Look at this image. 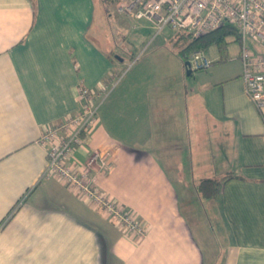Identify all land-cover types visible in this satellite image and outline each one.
Listing matches in <instances>:
<instances>
[{"label": "crops", "instance_id": "0c3cea01", "mask_svg": "<svg viewBox=\"0 0 264 264\" xmlns=\"http://www.w3.org/2000/svg\"><path fill=\"white\" fill-rule=\"evenodd\" d=\"M94 14L107 21L93 0H0V264H264V106L241 66L223 47L187 77L163 41L127 68L131 47L115 53ZM78 85L98 103L88 143L110 160L97 185L136 211L140 241L43 176L40 133L79 110Z\"/></svg>", "mask_w": 264, "mask_h": 264}, {"label": "built area", "instance_id": "2783aa9c", "mask_svg": "<svg viewBox=\"0 0 264 264\" xmlns=\"http://www.w3.org/2000/svg\"><path fill=\"white\" fill-rule=\"evenodd\" d=\"M118 8L125 15L148 20L156 32L168 27L198 37L225 24L237 27L245 92L256 107L264 106V52H255L246 43L249 36L264 49V0H126ZM136 59L134 57L127 68ZM187 61L185 67L191 72L212 64L201 49L191 50ZM105 87L101 84L98 94L103 95ZM76 99L78 111L46 125L40 133L39 140L46 153L43 176L54 177L68 185L81 199L100 207L105 216L113 218L123 233L140 241L147 227L136 211L119 203L96 182L98 175L110 169V160L106 152L91 148L88 143L89 133L98 121L94 92L78 85ZM79 148L86 151L82 160L76 156Z\"/></svg>", "mask_w": 264, "mask_h": 264}, {"label": "rangeland", "instance_id": "374dc122", "mask_svg": "<svg viewBox=\"0 0 264 264\" xmlns=\"http://www.w3.org/2000/svg\"><path fill=\"white\" fill-rule=\"evenodd\" d=\"M125 1L126 0H93L94 12L97 13V11H104L107 18V21L103 22V15H98L101 13H98L97 15L94 14L96 19L97 16H99V20L97 19L98 22L95 23V26H100L103 28L102 30H105V35H107L106 39L111 42L114 52L121 54L122 57H125L123 47L124 45L130 46L134 56L130 59L126 56V59L131 61L138 54L139 59L143 58L146 54L153 51L157 44L165 41L181 53L186 73L187 68L185 67V61L188 60L191 50L190 48L185 49V47L190 40V37L184 31H181L179 38H177V31L167 27H164L159 32H155L156 30L149 26L148 22L144 19L133 18L118 10V7L121 4H124ZM224 38V45L225 48H227L229 56V59L227 60L228 63L225 67H228L230 71H240L241 61L237 58L240 41L234 34H227ZM246 43L251 50L255 52H264V49L255 43L249 36L246 38ZM204 53L210 57L211 54L218 53V48L215 44H211L208 48H206ZM206 69L193 71L190 75L187 74V77H191L192 75Z\"/></svg>", "mask_w": 264, "mask_h": 264}, {"label": "trees", "instance_id": "16d2710c", "mask_svg": "<svg viewBox=\"0 0 264 264\" xmlns=\"http://www.w3.org/2000/svg\"><path fill=\"white\" fill-rule=\"evenodd\" d=\"M180 32L181 31H178L176 33L177 38H179ZM185 33L190 37V40L188 41L185 49L190 48V50L201 49L204 51V49H206L211 44H215L218 47V49H223V47H225L224 36L227 34H234L236 35L237 39H239V33L237 27L230 24L222 25L221 27L209 31L198 37H192L189 33L187 32ZM224 179H227V175H223L222 177L219 178L201 179L196 184V190L201 197L210 198L216 194V192L218 191L221 185V182Z\"/></svg>", "mask_w": 264, "mask_h": 264}, {"label": "water", "instance_id": "95a60500", "mask_svg": "<svg viewBox=\"0 0 264 264\" xmlns=\"http://www.w3.org/2000/svg\"><path fill=\"white\" fill-rule=\"evenodd\" d=\"M187 63H188V61L186 60V61H185V64H187ZM190 73H191L190 69L187 68V69H186V74H190Z\"/></svg>", "mask_w": 264, "mask_h": 264}]
</instances>
